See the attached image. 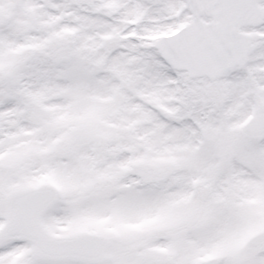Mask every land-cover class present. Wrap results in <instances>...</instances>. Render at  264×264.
<instances>
[{
  "label": "snow or ice",
  "instance_id": "snow-or-ice-1",
  "mask_svg": "<svg viewBox=\"0 0 264 264\" xmlns=\"http://www.w3.org/2000/svg\"><path fill=\"white\" fill-rule=\"evenodd\" d=\"M0 264H264V0H0Z\"/></svg>",
  "mask_w": 264,
  "mask_h": 264
}]
</instances>
